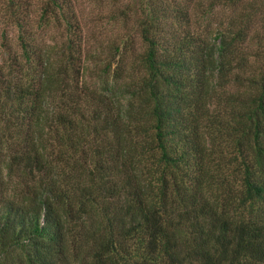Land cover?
I'll return each instance as SVG.
<instances>
[{
  "label": "trees",
  "instance_id": "1",
  "mask_svg": "<svg viewBox=\"0 0 264 264\" xmlns=\"http://www.w3.org/2000/svg\"><path fill=\"white\" fill-rule=\"evenodd\" d=\"M118 7L128 70L74 0H0V264H264V0Z\"/></svg>",
  "mask_w": 264,
  "mask_h": 264
},
{
  "label": "rangeland",
  "instance_id": "2",
  "mask_svg": "<svg viewBox=\"0 0 264 264\" xmlns=\"http://www.w3.org/2000/svg\"><path fill=\"white\" fill-rule=\"evenodd\" d=\"M131 2L132 0H122L121 4L119 2L117 6H112L111 0H74L77 14L83 27L82 35L85 41L83 59L89 67L94 68L97 65L100 66V62L107 58L111 60L115 59L113 61L115 62L113 66H115L119 57L117 56V51L113 48V43L117 45L125 37L131 38L133 50L131 52L128 49L123 51L120 56L122 58L120 65H123L125 70L139 66V63H137V53L141 49V42L138 34L132 29L131 25L124 27L119 21L114 22L110 19L113 13L119 8V5ZM215 14L217 16H209L206 22L216 21L218 14L216 12ZM204 23L202 21V25ZM9 33L10 35L13 34L12 32ZM53 35H57V33L53 31L51 36ZM8 38L6 39L8 40ZM93 71H89L84 76V80L91 86L94 84L93 80L96 78ZM121 76L122 79H125L128 73L123 71Z\"/></svg>",
  "mask_w": 264,
  "mask_h": 264
}]
</instances>
